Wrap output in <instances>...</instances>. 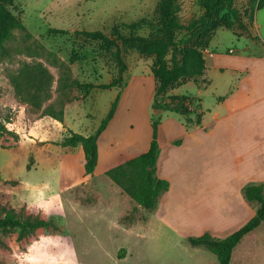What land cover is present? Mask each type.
I'll list each match as a JSON object with an SVG mask.
<instances>
[{
  "label": "rangeland",
  "instance_id": "obj_1",
  "mask_svg": "<svg viewBox=\"0 0 264 264\" xmlns=\"http://www.w3.org/2000/svg\"><path fill=\"white\" fill-rule=\"evenodd\" d=\"M164 2L0 0V16L3 13L10 23H0V121L9 117L5 123H12L9 127H13L14 130L10 131L15 135L19 127L24 129L34 120L44 117L40 116V111L48 104L56 110L62 107L64 112L67 104L84 99L91 93L81 107L85 113L89 110L94 112L95 118H83V125H87L99 120L98 116L111 105L112 93L99 88V84H108L116 79V85L112 87L123 88L130 76L142 75L146 80L141 90H132V84L128 85L122 105L127 111L129 108V112H124L130 122L120 130L144 134L146 110L150 123L153 118V95L148 77L151 75L157 80L152 67H170L174 57L185 66L194 65L200 56L204 59L205 68L201 75L185 76L168 84L164 96L169 99L178 95L177 92H194L211 78L217 82L218 92L222 91L219 81L224 76L218 72L209 75L206 72L205 56L208 53L239 47L243 41L250 45V52H264V7L251 13V6L257 0H232L239 19H233L224 11V17L229 20L227 25H218L192 40H182L183 33L178 32L171 39L161 29L166 17ZM176 2L179 7L177 15L182 22L203 12L199 0ZM257 21L262 25L260 29L256 26ZM51 28L65 31L52 32ZM153 34L159 38L153 45L144 47L142 40H138ZM173 43H177V48ZM35 62H41L52 77L50 97L37 111L17 99L10 82V75L18 68ZM72 80L78 81V85L71 84ZM89 85L94 86L88 90ZM202 95L204 110L211 108L212 88L202 89ZM76 121L79 123L70 122L72 129L81 124L79 119ZM68 132L69 129L66 134ZM51 134L54 139L61 136L58 130ZM8 146L0 137V174L4 180L1 184L7 190L0 192V218L5 211L14 210L20 218L45 219L51 222V226L23 234L17 227L0 228V264H17L13 251L24 252L27 245L40 235L55 234L74 245L79 264H217L215 255L209 250L202 246L192 247L187 241L189 236L205 232L214 237L225 236L213 235L209 230L202 231L193 225L186 209L190 202L187 193L182 196L175 193V199L168 203L167 210L157 206L149 211L119 190L107 176H100L88 178L61 195L59 188L64 179L59 175L57 161L50 167L33 163L31 155L32 158H26L24 163L13 161L10 164L11 152L3 148ZM54 149L58 148L54 146ZM223 159L224 155L207 157L204 162L212 167L205 173V182L209 183L216 177L224 180L228 172L236 170L231 161L225 163ZM45 183L51 184L50 190L43 189ZM25 184L31 187L26 188ZM41 192H45V199L59 193L63 214L55 210V202L49 216L36 203L29 206V202L37 200ZM163 205L165 207L166 203ZM251 205L255 207V204ZM205 212L196 210L195 214L204 216ZM247 234L235 246L230 264H264V221Z\"/></svg>",
  "mask_w": 264,
  "mask_h": 264
},
{
  "label": "crops",
  "instance_id": "obj_2",
  "mask_svg": "<svg viewBox=\"0 0 264 264\" xmlns=\"http://www.w3.org/2000/svg\"><path fill=\"white\" fill-rule=\"evenodd\" d=\"M256 26L260 29L262 25L257 21ZM249 46L243 41L239 47L223 48L206 54L207 74L218 72L224 76L219 81L221 92H218L217 82L212 78L202 88L197 87L194 92H177L178 95L191 97L193 105L200 103L203 110L200 123L194 121L193 113L184 116L163 110L159 116L157 140L160 152L157 175L169 182V188L161 196L158 208L168 209V203L175 199V193L181 196L187 193L190 202L186 209L189 210L193 225L202 231L209 230L217 236L227 235L253 215L255 207L244 198L242 189L250 182H264V52H250ZM148 79L153 95L156 81L151 75ZM144 80L146 77L142 75L130 76L123 88L107 89L113 97L110 103L117 94L119 99L113 117L98 137V159L92 174L84 173V153L80 144L75 147L59 144L67 135L68 129L83 135L94 132L107 114L109 109L106 108L105 112L98 116L97 125V121L83 125L84 117L95 118L93 111L85 113L81 110L91 93L84 99H76L67 104L62 121L44 116L34 120L24 129L19 127L15 131L17 138L0 135L9 145L3 147L11 152L9 163H24L26 158H32L31 155L33 163L50 167L57 161L59 175L64 179L59 188L61 195L88 178L106 176L107 170L144 152L149 146L152 137L147 110L144 134L120 130V127H126L130 122L126 120L125 113L129 112V108L127 111L122 105L129 89L128 85L132 84V90H141ZM209 86L212 88V107L204 110L202 89ZM76 119H79L81 124L72 129L70 122L79 123ZM54 130L61 133L59 138L52 137ZM54 146L58 149L55 150ZM212 153L218 157L224 155L223 161H231L236 170L228 172L224 180L216 177V180L208 183L205 182V173L212 165L206 166L208 162L204 161L213 155ZM217 170L220 171L218 168ZM2 180L0 174V192H6L1 184ZM196 210L206 212L204 216H197Z\"/></svg>",
  "mask_w": 264,
  "mask_h": 264
},
{
  "label": "trees",
  "instance_id": "obj_3",
  "mask_svg": "<svg viewBox=\"0 0 264 264\" xmlns=\"http://www.w3.org/2000/svg\"><path fill=\"white\" fill-rule=\"evenodd\" d=\"M203 7V12L197 16L190 18L187 22L179 20L178 4L176 0H165L164 9L166 17L161 23V29L165 30L167 36L173 39L174 33H183L182 40H192L203 33L209 32L218 25H227L229 20L223 15L227 11L233 19H239L240 15L235 8L232 7V0H199ZM264 7V0H257L251 6V13ZM0 23L9 25L7 17L1 13ZM52 32L63 33L62 29H50ZM104 36V35H103ZM106 40L107 37H104ZM142 45L150 46L158 42L159 38L153 34L147 38L140 37ZM177 48V43H173ZM205 68L204 59L200 56L197 63L192 66H185L178 63L174 57L173 64L170 67H161L155 65L152 72L156 78L155 89L152 97V107L162 108L165 111L177 112L184 116L194 114V121L200 123L203 110L200 103H196L193 107V100L187 95H175L166 99L164 92L168 84L176 79L192 76L194 74L201 75ZM195 71H191V70ZM52 77L47 68L41 62L27 63L22 65L18 70L10 75V82L14 88L17 99L27 104L32 110L41 109V105L50 97ZM207 82V80L205 81ZM71 84L78 85V81L72 80ZM116 85V79L108 84H99L98 87L108 89ZM89 85L87 89L93 88ZM119 94L111 102L107 114L102 118L98 127L93 133L83 135L81 133L69 130L67 135L59 142L62 146L75 147L78 144L82 146L84 153V173L92 174L95 170L98 159L97 140L102 131L106 128L108 122L113 117ZM40 116H50L56 120L62 121L64 112L63 108L55 109L52 104H48L40 111ZM9 121V117L4 121H0V135H10L17 138L16 135L5 126V122ZM160 118L151 119V140L148 148L125 162L110 168L105 175L126 194L131 200L142 208L152 211L159 204L161 196L168 190L169 182L157 175V160L160 152L157 140V130ZM242 193L244 198L255 204L253 215L245 221L241 226L231 231L224 237H214L205 232L197 236H189L188 243L192 247L202 246L215 255L217 264H230L232 251L240 242L242 237L250 231L257 228L264 221V183L250 182L247 183ZM51 226V222L41 218L24 219L15 214L14 210L5 211L4 216L0 218V228L17 227L23 234L35 228H45Z\"/></svg>",
  "mask_w": 264,
  "mask_h": 264
},
{
  "label": "clouds",
  "instance_id": "obj_4",
  "mask_svg": "<svg viewBox=\"0 0 264 264\" xmlns=\"http://www.w3.org/2000/svg\"><path fill=\"white\" fill-rule=\"evenodd\" d=\"M25 187L30 188L31 186L25 184ZM43 189L50 190L51 184L45 183ZM54 202L55 210L63 214V204L59 193H54L50 198L45 199V192H41L37 200L29 202V206L36 203V206L41 208L46 216H49ZM12 255L17 264H79L74 245L69 244L66 238L58 234L40 235L37 240L27 245L26 251L20 252L17 249Z\"/></svg>",
  "mask_w": 264,
  "mask_h": 264
},
{
  "label": "water",
  "instance_id": "obj_5",
  "mask_svg": "<svg viewBox=\"0 0 264 264\" xmlns=\"http://www.w3.org/2000/svg\"><path fill=\"white\" fill-rule=\"evenodd\" d=\"M162 108H153V118H158L160 114L162 113Z\"/></svg>",
  "mask_w": 264,
  "mask_h": 264
},
{
  "label": "built area",
  "instance_id": "obj_6",
  "mask_svg": "<svg viewBox=\"0 0 264 264\" xmlns=\"http://www.w3.org/2000/svg\"><path fill=\"white\" fill-rule=\"evenodd\" d=\"M11 125H12V123H8V124L5 123V126H6L9 130H14L13 127H9V126H11ZM15 131H16V130H15Z\"/></svg>",
  "mask_w": 264,
  "mask_h": 264
}]
</instances>
